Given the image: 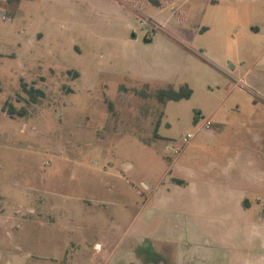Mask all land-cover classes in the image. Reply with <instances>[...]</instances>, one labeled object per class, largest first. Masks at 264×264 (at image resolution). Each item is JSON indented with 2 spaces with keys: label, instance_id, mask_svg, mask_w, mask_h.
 Instances as JSON below:
<instances>
[{
  "label": "rangeland",
  "instance_id": "374dc122",
  "mask_svg": "<svg viewBox=\"0 0 264 264\" xmlns=\"http://www.w3.org/2000/svg\"><path fill=\"white\" fill-rule=\"evenodd\" d=\"M261 20L264 0H0V264H83L99 237L114 245L108 264H136L152 227H192L201 253L225 246L230 264H264V151L248 207L211 199L210 213L185 214L180 185L192 172L224 180L231 168L216 162L264 147ZM21 79L45 97L29 101ZM186 83L190 98H156ZM7 99L28 115L3 111ZM208 119L180 153L168 147ZM88 210L124 227L93 232ZM66 212L89 228L74 252L64 243L83 237Z\"/></svg>",
  "mask_w": 264,
  "mask_h": 264
},
{
  "label": "crops",
  "instance_id": "0c3cea01",
  "mask_svg": "<svg viewBox=\"0 0 264 264\" xmlns=\"http://www.w3.org/2000/svg\"><path fill=\"white\" fill-rule=\"evenodd\" d=\"M261 23L262 25L253 24L252 28L257 29V32L264 30V20H261ZM263 148L264 147H261V145L253 144H249L242 148L237 146V155L236 157H234L235 159L230 157L226 163L222 164L216 162V165L220 166V168H231V170L229 171L230 176L225 178L226 181L225 179H221V181L214 179L211 176L208 177L192 172L184 178V184H180L176 181H173L169 185L168 189H171L172 185L176 186L178 184L183 185L186 189H189L188 197L190 195L189 200H191V203H186L185 214H187L188 212H191V214H193L194 212H200L202 214L210 213V211L213 209L211 207L212 205L209 202L211 199L220 200L228 198L234 201L243 200L245 206L248 207V205H251L249 195L254 194L257 190L258 183L257 179H255V174L256 170L260 168V158H263L262 156L258 157V153L264 151ZM235 168H237V178L239 176V179H236L235 176H232L231 171H233V169ZM144 184H146L147 187L150 188V186L146 182H144ZM261 184H264V181H261ZM153 188L154 190L157 189L156 186H154ZM40 202L43 206V198L40 199ZM88 202L90 204L92 203V201L90 200ZM99 203L105 205L109 204L104 201H101ZM218 208L221 209L220 207ZM125 210L126 209H122L121 212H125ZM70 214L73 213L70 212ZM86 214H90V222L93 225L90 226V228H92L91 231L103 235L106 234V237L114 235V233H116L118 229H122L124 227L123 224L120 225L117 223L113 215H109L108 213L96 214V212H94L93 210H88ZM107 214L109 216H107ZM258 214L261 215V212H258ZM58 215L61 216L59 212ZM126 215H128V211ZM3 216L4 215H1V217ZM66 216L67 212L65 213V217ZM102 217L107 222V226L105 227L101 226L100 224ZM56 219L57 218L55 217L52 218V220L54 221H56ZM262 220L264 221V215ZM67 222L71 224V228L79 229L80 231L78 230V232L83 238L82 240H76L74 234H71L67 238V241L64 243L65 247L67 249L71 247L74 252L75 250L81 248L83 245L87 246V238L85 233L89 229L88 226L82 223L80 224V226H76V222L74 221L73 216H67ZM72 224H74V226ZM199 232L200 231L195 232L191 227L190 231H185L177 236L175 234H170V237L166 238L164 237V235H162V229L160 227H152L149 236L150 238L148 237V239H150V247L148 248V251L140 252L141 254L134 257V261L136 264H230V257L225 259L226 255L223 254L225 252V246H211L207 254H205L207 252L205 251L206 247L202 246L204 248V253H201L200 245H202V243L197 240L198 238H200V234H197ZM97 239L98 240L94 243L95 252L89 256L90 258L88 262L84 263L108 264L109 261L112 260L114 257L112 256L115 250L114 245H110L101 237ZM182 240H186V243L184 244V241L181 243ZM219 248H221V257L216 259L215 254H213L211 257L210 251H217L218 253L220 250ZM145 249H147L146 246L144 247V250ZM119 262L122 263L121 259H118V263Z\"/></svg>",
  "mask_w": 264,
  "mask_h": 264
},
{
  "label": "trees",
  "instance_id": "16d2710c",
  "mask_svg": "<svg viewBox=\"0 0 264 264\" xmlns=\"http://www.w3.org/2000/svg\"><path fill=\"white\" fill-rule=\"evenodd\" d=\"M22 89L29 95V101L38 102L39 99L45 97L46 92L40 87L35 86L34 84L29 85L24 79H21ZM1 89V81H0ZM193 94V89L189 84H182L179 88L175 86L161 87L159 88L155 95L156 98L162 102L167 103L169 100H181L184 98H190ZM2 110L7 112L11 117L14 116H26L28 115V109L26 106L17 107L10 99H7L2 107ZM199 110H196L194 122L198 123L200 117L198 115ZM160 126V121L157 122L155 128V134L158 135V128ZM176 182L182 183L183 180L179 178L174 179ZM87 264V263H84Z\"/></svg>",
  "mask_w": 264,
  "mask_h": 264
},
{
  "label": "built area",
  "instance_id": "2783aa9c",
  "mask_svg": "<svg viewBox=\"0 0 264 264\" xmlns=\"http://www.w3.org/2000/svg\"><path fill=\"white\" fill-rule=\"evenodd\" d=\"M3 18H5V16H3ZM200 121V120H199ZM198 121V123H199ZM212 125V121L211 120H205L204 122L200 123L198 125V128L196 130V132H190V133H187L186 135H184L182 137V144H183V147H180V146H168L169 148L173 149L176 153H180L182 151V149L185 148V146L191 141V139L195 136V134L200 131V130H204L206 128H210Z\"/></svg>",
  "mask_w": 264,
  "mask_h": 264
}]
</instances>
